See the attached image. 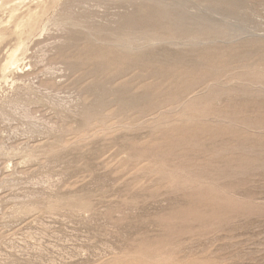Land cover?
I'll use <instances>...</instances> for the list:
<instances>
[{
    "label": "rangeland",
    "instance_id": "374dc122",
    "mask_svg": "<svg viewBox=\"0 0 264 264\" xmlns=\"http://www.w3.org/2000/svg\"><path fill=\"white\" fill-rule=\"evenodd\" d=\"M0 264H264V0H0Z\"/></svg>",
    "mask_w": 264,
    "mask_h": 264
},
{
    "label": "bare ground",
    "instance_id": "6f19581e",
    "mask_svg": "<svg viewBox=\"0 0 264 264\" xmlns=\"http://www.w3.org/2000/svg\"><path fill=\"white\" fill-rule=\"evenodd\" d=\"M238 2L240 3V1H238ZM145 3H146V2H145ZM236 4H238V3H236ZM157 6H158V5H157ZM168 6H169V5H168ZM147 7H148V6H147ZM163 7H164V6H163ZM143 8H144V7H143ZM143 8H140V9L144 10ZM145 8H146V7H145ZM173 8H174V7H173ZM146 9H147V8H146ZM150 9H151V8H150ZM174 9H175V8H174ZM147 10H148V9H147ZM171 10H172V9H171ZM160 11H161V10H160ZM165 11H166V9H165ZM180 11H181V10H180ZM172 13H173V11H172ZM174 14H175V13H174ZM175 15H176V14H175ZM180 15H181V14H180ZM183 15H184V14H183ZM183 15H182V17H183ZM128 16H129V15H128ZM152 16H153V15H152ZM176 16H177V15H176ZM140 17H141V16H140ZM177 17H179V15H178ZM128 18H129V17H128ZM130 18H131V16H130ZM134 18H135V17H134ZM183 18H184V17H183ZM178 19H180V17H179ZM131 20H132V19H131ZM131 20H130V21H131ZM171 20H172V19H171ZM155 21H156V20H155ZM126 22H128V21H126ZM126 22H125V24H127ZM181 22H182V21H180V23H181ZM129 23H130V22H128V24H129ZM132 23H133V22H132ZM132 23H131V24H132ZM140 23H141V22H140ZM157 23H158V22H157ZM184 23H186V22H184ZM125 24H124V25H125ZM129 25H130V24H129ZM129 25H126V26L129 27ZM134 25H135V24H134ZM134 25L132 24V27H133ZM203 25H204V24H203ZM130 26H131V25H130ZM137 26H138V24H136V26H134V28L137 27ZM200 26H202V25H200ZM141 27H143V26H141ZM147 27H148V26H147ZM165 27H166V26H165ZM120 28H123V27H120ZM130 28H131V27H130ZM130 28H127V29H130ZM134 28H132L133 31H134ZM212 28H213V27H212ZM212 28H211V29H212ZM118 29H119V28H118ZM140 29H141V28H140ZM161 29H162V28H161ZM167 29H168V28H167ZM213 29H214V28H213ZM216 29H217V28H216ZM142 30H143V29H142ZM214 30H215V29H214ZM219 31H221V30H219ZM129 32H130V31H129ZM136 32H137V31H136ZM131 33H132V32H131ZM134 33H135V32H134ZM134 33H133V35H132V34H129V35H132V36H136V37H137V35H134ZM183 33H184V32H183ZM125 34H126V33H125ZM216 34H217V33H216ZM129 35H127V37H128ZM138 35H139V33H138ZM140 35H141V34H140ZM142 35H143V34H142ZM142 35H141L140 37H142ZM147 35H148V34H147ZM150 35H151V34H150ZM164 35H165V34H164ZM154 36H156V35H154ZM157 36H159V35L157 34ZM138 37H139V36H138ZM169 37H170V36H169ZM169 37H168V38H169ZM182 37H183V35H182ZM129 38H130V37H129ZM133 38H134V37H133ZM143 38H144V36H143ZM153 38H154V37H153ZM166 38H167V37H166ZM168 38H167V39H168ZM171 38H172V37H171ZM130 39H131V38H130ZM136 39H137V38H136ZM157 39H158V37H157ZM133 40H134V39H133ZM150 40H152V39L150 38ZM153 40H154V39H153ZM130 41H131V40H130ZM142 47H143V46H142ZM150 50H151V49H150ZM150 53H151V52H150ZM171 54H172V53H171ZM13 55H14V54H13ZM14 59H15V58H14ZM12 61H13V60H12ZM119 90H120V89H119ZM124 90H125V89H124ZM116 92H117V91H116ZM117 93H118V92H117ZM124 93H125V92H124ZM124 93H123V95H124ZM119 94H120V92H119ZM129 96H130V95H129ZM119 98H120V97H119ZM123 98H124V97H123ZM123 98H122L121 100H123ZM130 98H131V97H130ZM130 98H129V99H130ZM134 99H135V98L132 97V100H134ZM130 100H131V99H130ZM130 100H129V101H130Z\"/></svg>",
    "mask_w": 264,
    "mask_h": 264
}]
</instances>
